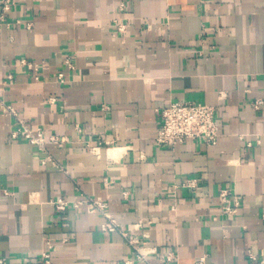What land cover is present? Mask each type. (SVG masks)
Here are the masks:
<instances>
[{"label": "crops", "instance_id": "1", "mask_svg": "<svg viewBox=\"0 0 264 264\" xmlns=\"http://www.w3.org/2000/svg\"><path fill=\"white\" fill-rule=\"evenodd\" d=\"M16 2L0 29V257L45 264L49 237L57 264H148L133 238L154 248L151 264H262L264 0ZM21 58L41 65L39 80ZM177 100L216 107V145L155 143L158 109ZM6 104L60 136L62 146H46L58 164L11 136L18 121ZM191 178L196 189L181 186ZM224 188L241 199L234 216L222 211ZM81 192L109 197L129 238L104 231L96 209L51 203Z\"/></svg>", "mask_w": 264, "mask_h": 264}, {"label": "built area", "instance_id": "2", "mask_svg": "<svg viewBox=\"0 0 264 264\" xmlns=\"http://www.w3.org/2000/svg\"><path fill=\"white\" fill-rule=\"evenodd\" d=\"M16 0H0V29L8 22L7 16L16 7ZM119 10L126 9V3L121 2L118 7ZM118 22V30L124 32L126 30L125 23L120 22L119 19H115ZM20 65L24 66L27 70L34 74L36 80L40 79L41 65L28 58L19 59ZM65 63L69 69H74L75 64L72 56L65 58ZM13 73H9L5 84L9 79H13ZM60 82L65 83V73L60 72L58 74ZM53 99V98H52ZM262 101H259V105ZM17 119L18 127L11 131L13 138H23L30 143L36 145L42 152L47 153L45 161H52L56 164L57 161L54 156L47 150V143H56L60 146L63 145V141L58 135H51L47 137L45 135V129L43 127H37L33 129L29 127L25 120L21 118L16 109L11 105H4ZM161 118V125L155 136V143L160 147H175L178 144H182L189 139L203 142L206 145H216L219 142L221 132L219 124L216 120V107L214 105L201 102V101H171L166 106L158 109ZM105 185L108 186L111 180L105 179ZM181 186L196 189L198 187L197 179L191 178L185 180ZM178 187V186H177ZM6 194H11L9 191H5ZM127 194V193H126ZM220 202L222 205V211L228 216H234L239 212L242 205L241 199L238 195L234 194L230 189L224 188L219 194ZM51 203L55 206L56 210L63 212L69 207L80 208L82 205H87L92 209L98 210L105 218L102 223V229L104 231L120 230L124 236L128 234L121 229L117 219L110 211V199L103 197H94L81 192V198L77 200H69L65 197L58 196L54 198ZM129 238V236H128ZM130 243L134 247V253L136 259L151 264L148 256L150 253L155 252L153 247L147 246L145 243H140L137 239L129 238ZM54 243L51 238L44 237V247L42 250V260L45 264H57L53 259L52 249ZM249 256L253 261L257 260V256L252 252H249ZM176 258L174 252H170L166 259L163 261H173ZM264 264V259L260 261ZM0 264H7L5 257H0ZM24 264H30L26 262ZM126 264H134L133 261H126ZM181 264V263H178ZM189 264H207V256L201 257L194 263Z\"/></svg>", "mask_w": 264, "mask_h": 264}]
</instances>
